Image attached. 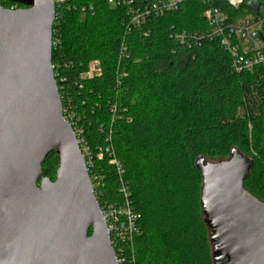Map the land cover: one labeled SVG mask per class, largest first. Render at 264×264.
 <instances>
[{"label":"trees","instance_id":"16d2710c","mask_svg":"<svg viewBox=\"0 0 264 264\" xmlns=\"http://www.w3.org/2000/svg\"><path fill=\"white\" fill-rule=\"evenodd\" d=\"M134 1L144 8L158 0ZM83 6L93 10L84 15ZM210 8L229 22L254 13L247 2L236 9L226 0H183L180 10L128 31L127 9L108 0L56 5L52 63L66 118L94 155L111 147L122 165L129 200L140 215L136 264H213L195 166L200 157L219 162L237 149L254 163L245 188L264 201V66L235 73L218 40L192 38L210 29L204 17ZM183 33L181 43L176 36ZM94 62L100 74L85 76ZM109 162L107 155L95 157L89 170L101 179V208L123 204ZM58 166V156L50 154L43 177L54 180Z\"/></svg>","mask_w":264,"mask_h":264},{"label":"water","instance_id":"95a60500","mask_svg":"<svg viewBox=\"0 0 264 264\" xmlns=\"http://www.w3.org/2000/svg\"><path fill=\"white\" fill-rule=\"evenodd\" d=\"M0 0V264H118L52 63L54 0ZM55 153L54 180L42 165ZM253 161H195L213 264H264V201ZM91 231V234H90Z\"/></svg>","mask_w":264,"mask_h":264},{"label":"built area","instance_id":"2783aa9c","mask_svg":"<svg viewBox=\"0 0 264 264\" xmlns=\"http://www.w3.org/2000/svg\"><path fill=\"white\" fill-rule=\"evenodd\" d=\"M55 6L64 3L65 0H54ZM233 7L238 9L245 2L250 4L253 9V14L248 17L229 22L227 16L218 8H210L204 13V17L209 24L210 29L206 34H193L192 38L201 39L206 37L209 40H218L224 50L231 56V68L235 73H252L257 67L264 66V6L260 7L257 0H226ZM108 3L117 7H125L128 16V31L131 29L141 28L147 20L152 16H161L168 12H174L181 9L183 0H158L147 7H139L134 0H108ZM93 7L83 6L80 9L82 14L91 12ZM186 33L177 35L176 38L184 43ZM54 45V41H53ZM122 53L126 51V47L122 45ZM93 63L90 64L88 72L85 76L92 77L98 75L101 69L93 70ZM61 96V95H60ZM62 100V98H61ZM64 118L69 115L67 110H64ZM72 126V124L69 122ZM73 127V126H72ZM74 129V128H73ZM78 144L83 155L86 168L93 170L95 157L103 159L107 155L110 159V164L113 165L118 173L123 195V204L120 206H106L102 208L103 215L110 234L112 246L116 253L118 264H136V257L133 249V242L136 235L139 234L138 222L140 215L133 209L129 200V191L126 184L123 182L122 176L124 170L115 152L111 147L106 149L98 148L96 154L85 145L81 139V130H74ZM107 143L111 142V138L107 137ZM95 194L97 196V188L101 186V179L97 176L90 177Z\"/></svg>","mask_w":264,"mask_h":264},{"label":"rangeland","instance_id":"374dc122","mask_svg":"<svg viewBox=\"0 0 264 264\" xmlns=\"http://www.w3.org/2000/svg\"><path fill=\"white\" fill-rule=\"evenodd\" d=\"M251 1H252V0H248L249 3H250ZM6 8H7V9H18V8H21V7L18 6V5H12V6L7 5ZM248 16H250V15H249V14H245V17H248ZM245 17H243V18H245ZM92 69H93V70L96 69V70L99 71V69H100V67H99V63H98V62H94V63H93V66H92ZM236 113H237V115L242 116V115L244 114V110H243L241 107H239V108L237 109ZM249 131H252V126H251V125H249ZM47 177H48V176H47ZM48 178H51V177H48Z\"/></svg>","mask_w":264,"mask_h":264}]
</instances>
